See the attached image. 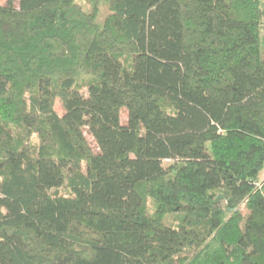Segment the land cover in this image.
Wrapping results in <instances>:
<instances>
[{"label":"trees","instance_id":"obj_1","mask_svg":"<svg viewBox=\"0 0 264 264\" xmlns=\"http://www.w3.org/2000/svg\"><path fill=\"white\" fill-rule=\"evenodd\" d=\"M90 2L0 0V264H264V0Z\"/></svg>","mask_w":264,"mask_h":264},{"label":"rangeland","instance_id":"obj_2","mask_svg":"<svg viewBox=\"0 0 264 264\" xmlns=\"http://www.w3.org/2000/svg\"><path fill=\"white\" fill-rule=\"evenodd\" d=\"M79 2L82 3L86 8H90V7H91V2H90V0H79ZM97 9H98V13H97L98 15H97V16H98L99 19H102L103 16H104V14L107 12V3H106V2H101V3H99ZM261 35H262V36L264 35V19L262 20ZM55 108L57 109L58 112H62V108H61V105H60V103H59L58 100L55 102ZM125 119H126V112H125L124 109H122V110H121V120L124 122ZM86 135H87L88 140L90 141V143H91L92 146L94 147L95 145H94V142H93V140H92V137L89 135V133H86ZM35 141H36V139L33 138V139H32V143H35ZM30 150H31V149H30L29 144L25 145V146L22 148V152H23L24 154H27ZM165 162H168V160H166ZM73 168H74V164H73V162H69V163L67 164V167H66L67 171H68V172H71V171L73 170ZM263 179H264V167H263V169L261 170V172H260V174H259L258 181L260 182V181L263 180ZM58 191H59V192H62V193L65 192L64 189H63V187L59 188ZM249 207H250L249 204H247V203H243V204L239 207V211H240L241 213H245V212L248 210ZM199 221H200V218H199V217H197V216H195V215H190L189 217H187V219H186V221H185V224H186V226H192V225H196V224H198Z\"/></svg>","mask_w":264,"mask_h":264},{"label":"built area","instance_id":"obj_3","mask_svg":"<svg viewBox=\"0 0 264 264\" xmlns=\"http://www.w3.org/2000/svg\"><path fill=\"white\" fill-rule=\"evenodd\" d=\"M256 184H258V183L256 182Z\"/></svg>","mask_w":264,"mask_h":264}]
</instances>
